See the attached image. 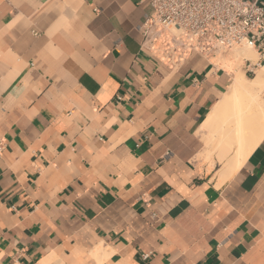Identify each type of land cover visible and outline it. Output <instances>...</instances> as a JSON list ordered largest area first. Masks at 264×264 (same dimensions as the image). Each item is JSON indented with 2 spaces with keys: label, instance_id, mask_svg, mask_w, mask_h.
<instances>
[{
  "label": "crops",
  "instance_id": "crops-1",
  "mask_svg": "<svg viewBox=\"0 0 264 264\" xmlns=\"http://www.w3.org/2000/svg\"><path fill=\"white\" fill-rule=\"evenodd\" d=\"M151 11L0 0V264H264V137L238 166L201 129L245 61Z\"/></svg>",
  "mask_w": 264,
  "mask_h": 264
},
{
  "label": "built area",
  "instance_id": "built-area-1",
  "mask_svg": "<svg viewBox=\"0 0 264 264\" xmlns=\"http://www.w3.org/2000/svg\"><path fill=\"white\" fill-rule=\"evenodd\" d=\"M152 11L140 30L145 41L153 42L167 33L181 49L206 56L226 53L236 45H249L257 61L245 60L247 71L264 65V2L260 0H148ZM179 30L176 34L173 29ZM7 147L0 136V155Z\"/></svg>",
  "mask_w": 264,
  "mask_h": 264
},
{
  "label": "bare ground",
  "instance_id": "bare-ground-1",
  "mask_svg": "<svg viewBox=\"0 0 264 264\" xmlns=\"http://www.w3.org/2000/svg\"><path fill=\"white\" fill-rule=\"evenodd\" d=\"M173 31L176 34L180 33L176 28ZM233 55L234 60H240V63L246 59L255 62V51L251 48L236 47ZM217 61L230 68L232 66L231 63H227L218 56ZM258 69L259 71L254 77H250L242 71L235 72L232 70L233 80L229 91L201 127L205 141L212 148L220 150L221 159L227 158L229 152L234 148L235 155L233 158L238 166L264 137V107H262L264 103L259 102V89L264 87V65ZM247 98L248 100H246ZM230 106L236 107L235 115L231 116L230 120H225V112ZM259 107L260 109L263 108L261 114H259ZM223 123L227 124L224 125Z\"/></svg>",
  "mask_w": 264,
  "mask_h": 264
},
{
  "label": "rangeland",
  "instance_id": "rangeland-1",
  "mask_svg": "<svg viewBox=\"0 0 264 264\" xmlns=\"http://www.w3.org/2000/svg\"><path fill=\"white\" fill-rule=\"evenodd\" d=\"M239 46H241V47H246V48H251L252 50H254L251 46H249V45H247V44H245V45H236V46H234L233 48H231V49H229L226 53H219V56L218 57H220V58H223L227 63H231V64H233L234 63V55H233V53H234V50H235V48L236 47H239ZM255 51V50H254ZM224 55H226V56H224ZM257 59H258V54H257V52L255 51V61H257ZM240 64H243V63H240ZM237 66H233V70L234 69H238V68H236ZM262 68V67H261ZM241 70L240 71H242V72H245L248 76H250V77H254L256 74H257V72L259 71V69H257L256 70V72H250V71H247V65L244 63L242 66H241V68H240ZM233 74V73H232ZM259 95H260V97H259V102L260 101H262V103H264L263 102V100H264V87L262 88H260L259 89ZM263 99V100H262ZM246 100H248V98L246 99ZM245 99H244V101H246ZM261 103V102H260ZM261 103V104H262ZM233 107V112L231 113V114H229L228 115V117L230 118L231 116H234L235 115V106H232ZM262 107H264V104L262 105ZM262 109V110H261ZM260 109V107H259V114H261L262 112H263V108H261ZM227 120H229V119H227Z\"/></svg>",
  "mask_w": 264,
  "mask_h": 264
}]
</instances>
